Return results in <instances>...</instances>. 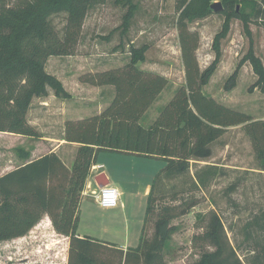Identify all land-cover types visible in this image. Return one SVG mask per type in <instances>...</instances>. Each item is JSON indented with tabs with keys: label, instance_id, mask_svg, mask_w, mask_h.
<instances>
[{
	"label": "trees",
	"instance_id": "16d2710c",
	"mask_svg": "<svg viewBox=\"0 0 264 264\" xmlns=\"http://www.w3.org/2000/svg\"><path fill=\"white\" fill-rule=\"evenodd\" d=\"M98 1L34 0L14 6L8 0H0V132L41 136L27 117L34 97L47 94L49 88L59 97H70L62 82L46 70V62L52 55L75 53L88 9ZM222 2L224 8L219 13L226 14L227 18L223 31L215 39L219 52L218 44L229 31L232 17H243L248 23L254 15L264 21V0ZM237 3L251 6L252 11L239 12ZM212 4L211 0H178V29L186 84L177 90L149 127L142 125L141 119L169 80L138 66L144 59L142 49L133 52L130 62L124 66L80 76L84 83L114 86L115 96L101 113L66 121L65 140L80 144L71 167L56 153H50L0 177V241L26 235L44 214H48L56 230L70 237L68 264H115L114 260L101 257L102 250L107 247L118 252L120 259L116 264H167L163 250L174 231L171 216L165 215L157 223L158 237L153 244L143 246L141 242L126 251L117 244L78 234L80 193L98 153L117 151L160 157L172 172L177 160L188 162L218 140L228 127L246 123L256 157L264 170V120H255L249 113L222 104L203 91L210 71L204 75L200 69L196 55L199 34L190 30L188 24L215 12ZM133 7L131 5L125 16V26L132 17ZM60 11L68 13L63 38L50 19L51 14ZM247 60L264 91L262 59L250 51ZM231 80H235V75ZM20 151L21 156H29V152ZM60 178L64 183L55 184ZM153 189L154 183L148 198V214L152 209ZM260 219L264 223V211ZM201 239L215 249L204 252L191 264H246L219 215L213 217L209 230ZM258 263L261 262L254 256L250 264Z\"/></svg>",
	"mask_w": 264,
	"mask_h": 264
},
{
	"label": "rangeland",
	"instance_id": "374dc122",
	"mask_svg": "<svg viewBox=\"0 0 264 264\" xmlns=\"http://www.w3.org/2000/svg\"><path fill=\"white\" fill-rule=\"evenodd\" d=\"M30 1L34 0H8V3L19 6ZM218 1L223 5L222 0H211L212 3ZM131 5H134L133 14L125 26V16ZM235 6L244 14L252 11L251 6L242 3ZM177 8L178 0L94 2L88 9L74 50L83 75L124 66L130 62L133 52L142 49L144 59L138 66L162 74L169 80L158 103L152 104L141 119L145 127H149L157 119L160 113L158 104H167L177 90L186 84L178 29L180 12ZM67 16L66 11H60L50 17L62 38ZM226 18V14L213 12L188 24L190 30L199 34L196 55L200 69L204 75L210 71L203 91L222 104L248 112L255 120H264V91L258 85V75L251 62L247 60L248 53L253 51L264 63V21L254 15L248 23L243 17H232L229 31L218 44L219 52L216 50L215 39L223 31ZM49 66L53 70L59 69V63L52 59ZM234 75L235 80H231ZM100 90L88 85L77 90L74 104L80 119L100 112L95 104ZM105 109H101V112ZM37 114L34 111L31 119L36 124L30 123L38 128V132L54 131L55 134H60L58 119H41ZM246 126L244 123L228 127L200 155H193L186 163H179L181 161L177 160V166L172 172L168 171L167 163L160 157L149 159V162L142 159L135 166L141 167L140 181L142 185H146L149 179L154 183L149 214L136 206V203L133 204L128 194L125 196L126 210L119 205L117 210L112 211L100 207L89 193L81 212L77 210L79 231L98 237L101 229L98 226L109 220L115 221L117 225H121V232L118 233L119 237L110 239L117 244H124L126 226L136 217L143 215L145 218L146 213L141 242L143 246H150L158 237L157 223L168 215L171 216L174 231L163 250L165 261L167 264H191L199 260L204 252L215 249L202 240L201 236L209 230L213 217L219 215L243 261L250 264L256 256L261 262L258 264H264V223L260 219L264 211V170H261ZM30 146H33V140L0 132V152L3 151L2 154L8 161L13 154H19V148L25 150V147ZM102 162L105 163L103 169L109 173L114 165L117 176L122 175V170L125 172V166L130 164L121 163L117 159ZM117 162L120 163L119 166L116 165ZM160 162L162 167L153 173ZM91 172L92 170L80 193V200L86 191L88 180H93ZM61 183H64L63 178L55 182ZM109 235L111 231L106 237H110ZM102 236L104 235L99 237ZM133 242L134 239L130 244ZM69 248L70 237L59 233L51 216L44 214L26 235L0 241V264H68ZM107 248L102 250L101 257L119 262L116 249Z\"/></svg>",
	"mask_w": 264,
	"mask_h": 264
},
{
	"label": "crops",
	"instance_id": "0c3cea01",
	"mask_svg": "<svg viewBox=\"0 0 264 264\" xmlns=\"http://www.w3.org/2000/svg\"><path fill=\"white\" fill-rule=\"evenodd\" d=\"M55 57H57L58 60H56ZM77 57L78 55L71 54V55H58V56L52 55L48 58L46 62V70L50 74L56 76L62 82L65 90L70 94V97L68 98L59 97L55 94L52 88H49L47 94L43 96L34 97L32 104L30 106V109L28 111V114H27L29 122H31L33 125L36 124L34 123V121H31L33 117L32 115H34V111H37L38 113L37 116L41 119H50V118L58 119L57 123L58 125H60V130H61L60 134L57 135L55 134L54 131L46 133V132H42V130L41 131L39 130V133L41 135L39 137H29L25 135L15 134L17 135V137H25L28 141L33 140V146L25 147V151L29 152L28 157L21 156L22 152L21 151L19 152V149L21 150V148H19L17 151L19 154H17V156L13 154V156L10 157L9 161H12V163L7 160V157L3 156L2 154L3 151L1 150L0 152V177L6 174L7 172L16 169L17 167L21 165H24L30 161H33L35 159H38L50 153H56L68 167L73 165L74 159H75V156H76V153H77V150L80 144L65 140L64 132H65V123L67 120L80 119V115L76 112L77 107L74 104L76 101L75 99H76L77 90L83 89L85 85L100 88L101 90L98 95L97 102H95V104L100 108L99 110L100 112H101V109L103 108L105 109L109 106V104L112 102L115 96V88L112 85L95 86L89 83H84L80 80L81 66H80V62L78 61ZM51 59L54 60L55 63L56 62L59 63L58 70H53L50 68L49 63ZM164 91L165 89L160 93V95L157 97V99L154 101L153 104L158 103L159 98L163 95ZM109 92H110V95H109ZM158 105H160V107L163 108L166 105V103L164 102ZM227 106L234 108L233 106H230V105H227ZM160 107H159V111L161 110ZM100 112H97V113H100ZM258 120H261V119H258ZM50 127L52 126L50 125ZM21 147H24V146H21ZM116 159L119 160V162L121 163L130 162L129 165L125 166V172L122 170V175L120 176L116 175V172L114 170V165H113V169L111 173L103 169L105 166V163L102 162L103 160L113 162ZM142 159H144L143 161L149 162L148 161L149 159L155 160V157H146L145 155H139V154L132 153V152L102 151L98 153L97 161L95 164H93L91 168L92 176L94 175L93 176L94 181L91 179L88 180L86 191H84V194L80 201L79 211L81 212L82 205L85 202V199H87L85 197L89 193L94 196L96 203L99 205L97 198L94 194V192L95 191L98 192L100 188L96 180V177L99 176L101 173H105L106 178L109 182L107 185L119 187V190H120L119 205L121 206L123 210L124 209L126 210L127 208V201L125 199V196L128 194L129 196H131V202L133 204L136 203L135 204L136 206L144 209L145 212L147 213L148 198L151 193L153 184L151 183L152 179H149L146 185H142V182L140 181L142 170H141V167L136 168L135 166ZM119 162L116 163L117 166L120 165ZM161 167H162V162H160L159 165L157 166V169L153 170L152 172L156 173L157 171L160 170ZM94 171H95V174H94ZM136 199H138L137 201H139V203L136 201ZM119 205L117 207L107 208V209L114 211V210H117ZM146 213H145V218H146ZM145 218L142 215V217L141 216L136 217V219H133L129 222V224L126 226L124 244H117L116 242L110 239V238L119 237V234H120L119 232H121V225H117L115 221L109 220L108 222H104L102 225L98 226L99 228H101L99 229L98 237H93L90 235L82 234L79 231V224L77 227V232L80 236L86 235V236L95 238L101 242H105V243L109 242V243L117 244L120 248L126 251L128 248H136L140 244L142 240V236H143V230H144L143 220H145ZM78 220H79V217H78ZM110 231H111V235H109L110 237H106V235H108V232ZM101 235H104V236L99 237ZM133 239H134V242L130 244L131 240Z\"/></svg>",
	"mask_w": 264,
	"mask_h": 264
},
{
	"label": "built area",
	"instance_id": "2783aa9c",
	"mask_svg": "<svg viewBox=\"0 0 264 264\" xmlns=\"http://www.w3.org/2000/svg\"><path fill=\"white\" fill-rule=\"evenodd\" d=\"M116 187L111 186V185H104L102 187L99 188L98 192H94L97 201L99 203V205L103 208H114L117 207L119 205V201H120V192H119V196L117 198V196L114 194V189Z\"/></svg>",
	"mask_w": 264,
	"mask_h": 264
},
{
	"label": "water",
	"instance_id": "95a60500",
	"mask_svg": "<svg viewBox=\"0 0 264 264\" xmlns=\"http://www.w3.org/2000/svg\"><path fill=\"white\" fill-rule=\"evenodd\" d=\"M223 5L221 2H214L212 4V9L215 11V12H219L221 10H223ZM96 180L99 184L100 187L104 186V185H107L109 182L106 178V174L105 173H101L99 176L96 177Z\"/></svg>",
	"mask_w": 264,
	"mask_h": 264
},
{
	"label": "clouds",
	"instance_id": "9594fccd",
	"mask_svg": "<svg viewBox=\"0 0 264 264\" xmlns=\"http://www.w3.org/2000/svg\"><path fill=\"white\" fill-rule=\"evenodd\" d=\"M119 192H120V190H119V187L117 186V187L114 189V194L117 196V198H118V196H119Z\"/></svg>",
	"mask_w": 264,
	"mask_h": 264
}]
</instances>
